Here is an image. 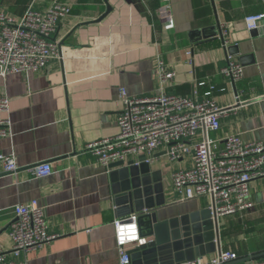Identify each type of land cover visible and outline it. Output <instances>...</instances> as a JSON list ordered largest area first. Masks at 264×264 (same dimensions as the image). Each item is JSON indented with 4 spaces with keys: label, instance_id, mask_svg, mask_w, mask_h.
<instances>
[{
    "label": "crops",
    "instance_id": "obj_1",
    "mask_svg": "<svg viewBox=\"0 0 264 264\" xmlns=\"http://www.w3.org/2000/svg\"><path fill=\"white\" fill-rule=\"evenodd\" d=\"M52 1L0 0V9L18 19L30 5L45 10ZM60 1L72 8L54 36L60 58L45 70L0 78V96L10 101V135L0 138V153L20 167L14 174L0 167V246L11 247L15 206L36 200L56 238L25 253L27 264H120L112 171L96 163L87 146L118 136L122 91L131 98L159 94L158 57L175 72L166 92L190 97L207 90L200 82L214 86L213 99L225 111L220 130L210 137L263 142L264 32L247 31L244 19L264 13V0ZM108 5L110 13L96 24ZM164 5L171 6L169 24L156 15ZM228 57L243 70L236 84L220 75ZM40 164L52 165L50 175L31 174ZM191 165L189 158L172 163L164 151L154 154L150 168L160 173L163 193L157 197L164 199L159 220L178 218L181 226L180 220L185 224V218L211 206L209 197L175 202L171 195L172 172ZM249 185L252 208L218 223L220 249L239 257L233 264L264 262L251 259L264 252V179Z\"/></svg>",
    "mask_w": 264,
    "mask_h": 264
},
{
    "label": "built area",
    "instance_id": "obj_2",
    "mask_svg": "<svg viewBox=\"0 0 264 264\" xmlns=\"http://www.w3.org/2000/svg\"><path fill=\"white\" fill-rule=\"evenodd\" d=\"M71 10L68 3L60 0H53L45 10L30 5L18 19L0 9V78L29 70H45L51 61L58 60L59 43L54 36ZM156 15L169 24L171 6H161ZM244 24L249 32H264V13L246 17ZM225 29L226 25L219 26V36L223 37ZM157 72L159 94L131 98L122 91L117 117L120 132L115 138L89 144L90 155L105 167L128 159L139 165L140 156L151 165L159 150L164 151L172 163L189 158L191 166L176 168L171 174V195L175 202L209 197L212 200L209 210L218 223L220 219L252 208L249 184L264 179V141L244 143L238 135L219 140L210 137V133L220 130V118L225 111L213 99L214 86L204 81L198 84L207 88L201 95L198 91L190 97L170 94L165 86L173 83L175 72L170 71L160 57ZM220 75L236 84L243 79V70L228 57ZM9 104L6 96H0V138L10 135ZM0 167L7 174H14L20 168L13 157L1 153ZM51 171V164H40L30 170L36 177H46ZM13 218L8 231L11 247L0 246V264H27L23 259L25 253L50 243L56 235L49 233L43 208L36 200L17 204ZM136 221V216H130L113 222L120 264H130L129 250L144 242ZM238 259L236 252L221 250L216 255L198 256L180 264H230Z\"/></svg>",
    "mask_w": 264,
    "mask_h": 264
},
{
    "label": "water",
    "instance_id": "obj_3",
    "mask_svg": "<svg viewBox=\"0 0 264 264\" xmlns=\"http://www.w3.org/2000/svg\"><path fill=\"white\" fill-rule=\"evenodd\" d=\"M110 11L108 5L96 24ZM221 41L224 43L223 39ZM235 107L237 105L227 109ZM143 159V156L139 157V165L134 160H121L107 166L112 171L113 215L120 220L136 216L138 232L144 239L141 245L129 250L130 264H180L198 256L220 253L218 221L212 218L209 209L185 218V224L180 220L181 226L178 218L172 221L158 219L157 211L164 205V199L158 201L157 197L163 193L160 173L152 172ZM260 258H264V252L251 256V259Z\"/></svg>",
    "mask_w": 264,
    "mask_h": 264
}]
</instances>
